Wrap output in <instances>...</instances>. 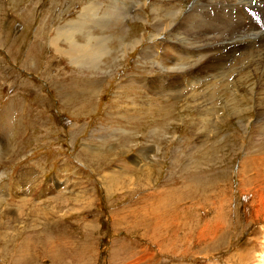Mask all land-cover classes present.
Here are the masks:
<instances>
[{"label":"rangeland","instance_id":"1","mask_svg":"<svg viewBox=\"0 0 264 264\" xmlns=\"http://www.w3.org/2000/svg\"><path fill=\"white\" fill-rule=\"evenodd\" d=\"M255 1L0 0V264L264 263Z\"/></svg>","mask_w":264,"mask_h":264},{"label":"bare ground","instance_id":"2","mask_svg":"<svg viewBox=\"0 0 264 264\" xmlns=\"http://www.w3.org/2000/svg\"><path fill=\"white\" fill-rule=\"evenodd\" d=\"M237 1L238 0H194V2H193V5L194 6H196V8H192V9H190V10H187V14H186V16H185V18H184V20H183V22L182 23H180L179 24V27H175V30L177 31V30H180V29H182V27L184 26V23L185 22H187V21H189V19H192V18H194V13H195V10L196 9H199V10H202V9H205V8H210V9H212V10H214V11H216V12H218L219 13V15L220 14H222V15H224V16H228V14H229V16H233V15H230L232 12V14H234V16L235 15H237V16H240V18L243 16L244 17V12H243V8H244V5L243 4H238L237 3ZM242 1H246V0H242ZM261 1L262 0H256L255 2H253V4H259V3H261ZM89 2H91V1H89ZM244 3V2H243ZM252 4V5H253ZM102 5V4H101ZM88 6V5H87ZM100 6V5H99ZM110 8H106V11H105V13H108L110 10H109ZM93 10V13H94V15H92V13H91V11ZM97 12H98V9H96V8H94L92 5H90V7H84L83 8V10H82V13H81V15H80V17L79 18H77V20L80 22V23H82V24H85V18H87V19H92V17L93 16H96L97 15ZM200 12V11H199ZM202 14V13H201ZM218 15V16H219ZM105 16H107V14H105ZM222 17V16H221ZM100 18V17H99ZM230 18V17H229ZM239 18V17H238ZM227 19H228V17H227ZM93 20V19H92ZM236 20V19H235ZM239 20V19H238ZM72 22V21H71ZM71 22H69V23H71ZM224 22H225V20H224ZM227 23V22H226ZM225 23V24H226ZM96 24V23H95ZM230 25V24H229ZM188 26V25H187ZM234 26V25H233ZM187 29H191L190 27H186ZM226 28V27H225ZM228 28V27H227ZM175 30H174V32H175ZM260 35V34H259ZM60 36L64 39V40H66V41H69L70 42V44H71V46H68V48H70L69 50H66V49H64V50H66L67 51V53H65V57L67 56H69V57H72L75 53H81L82 55H84L85 56V54H83V53H88V58H91L92 56H94L95 57V60L96 61H93L94 62V64H95V66H96V64L99 62L98 61V59H100V55L98 54V53H96V51L94 50V48L93 47H91V46H88V47H85V48H83V47H80L79 46V44L77 43H75V42H73L72 41V35L70 34V33H65V32H62L61 34H60ZM91 39H96V38H91ZM231 39V38H230ZM229 40V39H228ZM216 42V41H215ZM228 44V43H227ZM220 45V44H219ZM236 46V45H235ZM60 49V52L62 53V54H64V52H63V48L61 49V48H59ZM65 51V52H66ZM231 53H229L228 55H230ZM79 55V54H78ZM79 57V59L80 58H84V57H82V56H76V58H78ZM97 57V58H96ZM78 60V59H77ZM197 62V61H196ZM93 64V65H94ZM199 64H200V62H199ZM92 65V66H93ZM171 94V93H170ZM263 101V100H262ZM148 104V103H147ZM201 110V109H200ZM207 111V110H206ZM202 112V111H201ZM244 112V111H243ZM204 114V113H203ZM203 114H201V115H203ZM206 114V113H205ZM202 117V116H201ZM69 169V168H68ZM33 172V171H32ZM27 173H29V172H27ZM23 176V174H21V178H23L22 177ZM28 178V177H27ZM264 203V202H263ZM264 210V209H263ZM258 214V213H257ZM262 260H263V258H261ZM259 260V259H258ZM262 262V261H261ZM259 264V263H258ZM262 264H264V263H262Z\"/></svg>","mask_w":264,"mask_h":264},{"label":"crops","instance_id":"3","mask_svg":"<svg viewBox=\"0 0 264 264\" xmlns=\"http://www.w3.org/2000/svg\"><path fill=\"white\" fill-rule=\"evenodd\" d=\"M51 45H53L54 46V48H55V43H54V41L52 40V44Z\"/></svg>","mask_w":264,"mask_h":264}]
</instances>
